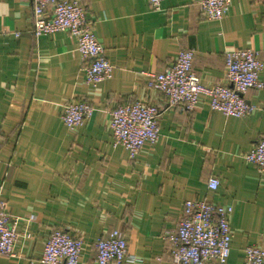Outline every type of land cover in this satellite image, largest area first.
Returning a JSON list of instances; mask_svg holds the SVG:
<instances>
[{"label": "crops", "instance_id": "0c3cea01", "mask_svg": "<svg viewBox=\"0 0 264 264\" xmlns=\"http://www.w3.org/2000/svg\"><path fill=\"white\" fill-rule=\"evenodd\" d=\"M85 11L112 65L96 85L73 35L34 37L31 0H0V195L20 218L15 256L0 264H41L55 228L83 239L81 264H94L95 241L113 228L142 264H172L164 233L188 199L231 207L225 264H243L244 247L264 239V171L245 159L264 134V87L245 94L253 111L236 117L211 110L203 94L193 109L169 106L146 82L189 49L200 82L225 85L226 53L249 48L264 83V0H229L217 20L200 0H162L157 10L147 0H87ZM136 100L158 106L159 136L131 156L114 144L109 121ZM77 102L93 111L70 128L61 113Z\"/></svg>", "mask_w": 264, "mask_h": 264}, {"label": "built area", "instance_id": "2783aa9c", "mask_svg": "<svg viewBox=\"0 0 264 264\" xmlns=\"http://www.w3.org/2000/svg\"><path fill=\"white\" fill-rule=\"evenodd\" d=\"M87 0H31L33 6L34 37L67 31L76 38L77 51L86 61L85 80L96 85L109 78L112 65L104 56L102 43L86 18ZM154 10L162 0H147ZM229 0H200V9L208 20L221 19ZM16 36L18 33L15 34ZM194 52L181 49L177 59L157 73H147L148 88L161 93L169 106L193 109L198 96L208 99L211 110L226 116L242 117L252 113L253 106L246 100L250 89H260L262 62L253 49H234L225 55V78L228 84L205 86L193 70ZM93 107L87 102L68 103L63 107L61 119L70 128L79 126L90 116ZM109 127L114 144L128 149L134 156L141 146L154 142L159 136L156 104L145 100L118 105L111 110ZM245 159L259 171H264V134L245 154ZM216 177L208 179V188L216 189ZM1 189V187H0ZM230 206H218L206 200L188 199L178 225L164 233L167 252L172 264H225L229 255L231 227ZM20 218L11 215L0 195V257L15 256V243L19 233L16 225ZM83 239L78 235L55 228L43 244L39 258L41 264H81L79 261ZM128 242L119 229H111L95 243L94 264H142V259L128 252ZM243 264H264V239L261 245L250 244L243 249Z\"/></svg>", "mask_w": 264, "mask_h": 264}]
</instances>
